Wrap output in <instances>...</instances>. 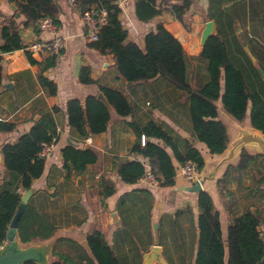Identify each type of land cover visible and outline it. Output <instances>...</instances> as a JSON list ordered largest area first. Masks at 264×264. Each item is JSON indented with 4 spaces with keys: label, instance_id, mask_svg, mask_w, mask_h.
I'll use <instances>...</instances> for the list:
<instances>
[{
    "label": "crops",
    "instance_id": "obj_1",
    "mask_svg": "<svg viewBox=\"0 0 264 264\" xmlns=\"http://www.w3.org/2000/svg\"><path fill=\"white\" fill-rule=\"evenodd\" d=\"M181 1L157 0V3L169 8L173 4H180ZM190 1L191 6L184 16L185 24H182L175 20L169 11H164L162 15L148 22H140L134 13V0H118L117 5L121 10L119 20L127 30V40L142 48L144 35L154 30L157 23H162L181 42L186 57L199 58L202 50L201 34L198 40L195 33L200 29L201 33L208 21L206 14L209 0ZM220 8L232 15L234 29L238 28V31L234 30L237 39L241 35L246 40L255 62H258V67L264 71V0H221ZM15 12L17 10L14 3L0 0V25L5 19L14 16ZM58 20L60 24L57 26V34L63 38L64 46L56 57L54 66L42 73L55 83L54 95H50L38 80L41 63L50 55H31L37 62L32 64L25 53L31 43L49 41L51 32L39 30L36 23L28 26L20 24V35L26 48L2 55L0 123L13 124L14 128L11 131H0V180L7 175L2 146L14 143L20 135L28 132L43 114H50L56 126L55 149L45 159L41 177L32 182L31 188L35 191L28 204L53 222L43 204L46 202L49 205L53 194L65 198V188L71 185L75 191L73 196L77 194L75 205L79 206L83 213V222L79 226L71 225L67 228L68 225H56L53 222L56 226L54 233L62 234L54 244H57L55 252L67 254L76 264H85V261L78 257L79 252L68 242L58 241L70 238L89 255L86 236L97 230L102 233L120 264H142L144 255L154 245L160 247L166 264H194L198 235L197 193L185 190L192 183L185 181L180 175V164L172 157L176 171L175 184L172 187H148L139 179L134 184H126L116 173L120 162L132 160L142 162L145 171H152L146 158L130 152L136 139L128 125L131 121L140 125L154 121L162 125L177 141L180 149L184 139L195 138L191 129L188 95L161 79L127 82L118 73L112 55L101 54L89 47L90 42L84 36L78 9L69 6V15L59 13ZM189 22L195 26L192 31L191 27L186 26ZM201 22L203 28H200ZM82 66L90 68V77L94 84L83 85L78 81V71ZM189 84L192 88H199L190 81ZM98 86L120 91L128 101L131 112L126 117H120L110 110V119L104 132L80 137L67 124L66 104L71 99L82 102L89 95L96 96L99 92ZM216 106L219 120L220 114L228 117L227 119H233V135L228 125L221 120L229 140L224 152L212 155L198 140L194 146L190 144L204 159V167L200 172V179L203 180L202 191L210 195L214 210L219 215L222 234L225 236L232 219L247 210L264 220V206H258V201H264V155L250 145L239 149L231 160L218 165L226 156L230 144L243 130H258L250 126L249 111L239 122L224 111L220 100L216 102ZM244 120H248L245 126ZM68 141L78 148H89L96 155V162L81 174L72 171L66 175L62 168L60 150L70 144ZM151 141L159 142L156 139ZM167 151L171 154L169 149ZM242 151L251 156H258L250 160L245 168L238 169L236 166ZM222 178L223 187H218L217 181ZM101 185L112 186L114 192L102 197ZM38 197L41 206L32 205L33 199ZM64 208L63 202L58 210V217H63ZM111 213L116 214V222H113ZM263 224L264 221L261 226ZM262 237L264 240V233Z\"/></svg>",
    "mask_w": 264,
    "mask_h": 264
},
{
    "label": "trees",
    "instance_id": "obj_2",
    "mask_svg": "<svg viewBox=\"0 0 264 264\" xmlns=\"http://www.w3.org/2000/svg\"><path fill=\"white\" fill-rule=\"evenodd\" d=\"M16 5L20 20L5 19L0 29V85L2 55L25 49L20 35V24L28 26L38 19L49 17L59 26V10L54 0H7ZM118 0H78L77 7L84 9L92 5L102 6L107 10V23L101 28L98 39L89 43V47L101 54L112 55L118 73L127 82H140L161 79L174 88L185 92L189 97V116L194 137L203 143L210 154L219 155L228 144L226 127L217 118L216 102L221 101L224 111L241 122L249 111L250 126L264 133V81L258 70L235 35L232 15L220 8L221 0H209L207 19L214 21L216 35L209 37L202 47L199 59L207 64V80L199 88H192L187 77L186 54L181 42L168 31L162 23H157L154 30L144 35L143 47L127 40V30L120 20ZM191 6L190 0H182L164 8L157 0H134V13L138 21L148 22L164 11H169L173 18L185 24V14ZM228 37L231 39H228ZM234 47L237 54L244 55L250 66L253 80L249 82L241 69L228 56V49ZM27 49V48H26ZM26 57L32 64L37 63L26 50ZM242 53V54H241ZM55 56H48L41 63L40 84L50 95L56 93V85L43 76V71L54 66ZM78 81L83 85L94 84L88 66L80 67ZM99 92L106 97L111 111L120 117H126L131 107L120 91L98 86ZM109 111L95 95L87 96L84 101L71 99L66 104L67 124L80 137L100 134L106 130L110 119ZM129 127L135 134V142L130 152L148 160L152 172L160 180V187H172L175 184V167L172 157L181 164L189 159L197 163L199 172L204 167L200 152L183 140L181 149L176 140L162 125L149 121L144 125L131 121ZM13 124L0 123V131H11ZM147 139L140 145V137ZM56 136V126L50 114H43L31 129L20 135L14 143L4 144L1 148L6 178L0 180V244L5 239V232L16 211L23 192L31 188L32 182L41 177L45 159L38 158L37 152L43 142H49ZM156 139L159 142H152ZM170 150L171 154L167 151ZM62 168L66 175L83 173L89 165L96 162L95 153L89 148H78L67 144L60 150ZM242 151L236 168L243 169L250 160L257 157ZM145 167L139 161L120 162L116 168L120 180L134 184L144 174ZM223 187L224 179L217 181ZM260 181H258L259 186ZM100 195L107 197L114 190L112 186L101 185ZM197 248L194 264H264V240L260 226L264 220L249 210L234 217L222 234L218 212L214 210L212 199L206 191L197 193ZM56 226L45 216L39 214L28 203L18 221L17 231L22 242L49 238ZM75 248L80 260L85 264H120L102 233L97 230L86 236L88 253L70 238H62ZM57 245V244H56ZM53 249L49 264H76L67 254ZM25 264H34L27 262Z\"/></svg>",
    "mask_w": 264,
    "mask_h": 264
},
{
    "label": "water",
    "instance_id": "obj_3",
    "mask_svg": "<svg viewBox=\"0 0 264 264\" xmlns=\"http://www.w3.org/2000/svg\"><path fill=\"white\" fill-rule=\"evenodd\" d=\"M54 3L57 6L60 14L64 16L69 15V5L67 4L66 0H54ZM20 17L21 16L17 11L14 13L13 19L19 20ZM235 31H238L237 27H235ZM214 35H216V25L214 21L208 20L205 23L200 35L201 47H203L209 37ZM238 40L248 58L252 62H255L256 59L252 55L246 43V40L241 35L238 36ZM257 70L262 80L264 81L263 69L261 67H258ZM96 99L101 102L109 111L111 110V106L102 92L97 93ZM188 140L193 146L197 142V140L193 137H188ZM68 143L70 142L68 141ZM250 145L256 147L258 152L264 155V133L258 131L250 132L247 130H243L241 132V135L230 144L226 156L219 161L218 165L231 160L239 149ZM202 183L203 180L199 179L198 181L192 183L190 186L186 187L185 190L188 192L199 193L203 190ZM34 191L35 190L33 188H29L25 192H23L20 197L19 204L5 232V239L0 244V264H25L27 262H32L34 264H49L54 244L59 238L62 237L61 233L55 232L49 238L43 240L37 239L27 242H22L20 240L17 231L18 221L30 197L34 194ZM111 217L113 222L117 221L115 213H111ZM154 262L166 264L162 257L160 247L157 245H154L151 250L144 255L142 264H152Z\"/></svg>",
    "mask_w": 264,
    "mask_h": 264
},
{
    "label": "built area",
    "instance_id": "obj_4",
    "mask_svg": "<svg viewBox=\"0 0 264 264\" xmlns=\"http://www.w3.org/2000/svg\"><path fill=\"white\" fill-rule=\"evenodd\" d=\"M66 1L70 7L78 9L86 40L90 43L97 41L101 28L107 23V10L102 6L96 5L81 9L77 7L78 0ZM36 25L41 31L51 32V39L49 41H36L31 43L27 46V51L30 52L31 55H50L57 57L64 46L63 38L57 34V26L49 17L38 19ZM56 139L55 136L52 137L49 142H43L36 156L41 159L49 157L55 149ZM145 141V136L141 135L140 144L142 146ZM179 173L182 178L189 183H194L200 179L197 163L189 159L180 164ZM139 181H142L148 187L160 186V180L152 171H145L139 178Z\"/></svg>",
    "mask_w": 264,
    "mask_h": 264
},
{
    "label": "rangeland",
    "instance_id": "obj_5",
    "mask_svg": "<svg viewBox=\"0 0 264 264\" xmlns=\"http://www.w3.org/2000/svg\"><path fill=\"white\" fill-rule=\"evenodd\" d=\"M186 26H189V28L191 27V31L195 27L194 25L193 26L190 25V22ZM200 28H203L202 22ZM200 30L195 33V36L197 37L198 40H199V35L201 34ZM196 43L198 44V41ZM229 46L231 45H227L229 58L233 60V62L236 64L238 69H241L245 78L250 82L251 79L253 80V74L251 73L250 66L247 63L245 56L242 53H241L242 55L239 56L237 54V50L234 47L229 48ZM186 63H187V77L190 83H192L195 87H201L207 80L206 62L196 57L195 58L186 57ZM251 64L256 69L259 66L258 62L256 63L251 61ZM219 116L220 119L228 125L230 133L233 135L234 132L232 130L233 127L231 123V120L233 121V119H227L228 117H225L221 114ZM247 124H248V120H244L243 125L245 126ZM65 191H66L65 193L67 194L65 198H63L62 195L56 196L55 194H53L52 200L50 201V199H48V201H50L51 203L48 205L46 202H44L43 206L45 209H47L48 215L56 225H62V224L68 225L69 227L67 228H70L71 225L79 226L83 222V213L81 212L80 208H78L79 206L75 205V199L77 198V194L73 196V194H75V191L73 190L71 185H68L65 188ZM63 202L65 205L64 208L65 213L63 217H58L57 215L58 210L60 209V206ZM41 204L42 203L39 200V197L37 199H33L32 201V205L34 206L35 205L41 206ZM258 206L259 207L264 206V201H258ZM260 230L262 233H264V224L263 226L260 227ZM64 248L65 247H62V249Z\"/></svg>",
    "mask_w": 264,
    "mask_h": 264
}]
</instances>
